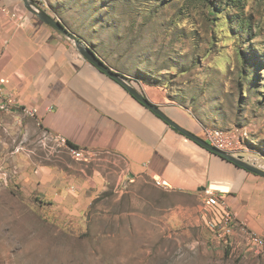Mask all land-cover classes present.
I'll return each instance as SVG.
<instances>
[{
	"label": "rangeland",
	"instance_id": "1",
	"mask_svg": "<svg viewBox=\"0 0 264 264\" xmlns=\"http://www.w3.org/2000/svg\"><path fill=\"white\" fill-rule=\"evenodd\" d=\"M43 1L145 95L236 134L241 156L264 168V0ZM27 117L0 112V264H264L234 237L212 242L202 201L151 187L160 201L110 192L82 221H52L26 192L25 164L77 161Z\"/></svg>",
	"mask_w": 264,
	"mask_h": 264
},
{
	"label": "crops",
	"instance_id": "2",
	"mask_svg": "<svg viewBox=\"0 0 264 264\" xmlns=\"http://www.w3.org/2000/svg\"><path fill=\"white\" fill-rule=\"evenodd\" d=\"M0 84V112L34 111L25 121L41 131L44 144L64 137L98 152L69 170L59 163L26 162V192L52 221H82L94 202L109 201L110 192L120 193L114 201H160L145 194L151 187L205 205L204 190L211 189L225 198L239 222L264 236V177L177 131L22 0H0ZM143 90L172 120L206 140L205 129L184 107L159 103L153 91ZM224 212L218 206L210 216L221 222ZM236 231L240 248L244 235L241 228Z\"/></svg>",
	"mask_w": 264,
	"mask_h": 264
},
{
	"label": "built area",
	"instance_id": "3",
	"mask_svg": "<svg viewBox=\"0 0 264 264\" xmlns=\"http://www.w3.org/2000/svg\"><path fill=\"white\" fill-rule=\"evenodd\" d=\"M37 4L41 9H43V0H31ZM3 96V89L0 84V97ZM3 109L9 110L10 105L8 103L3 104ZM24 113L28 117H34V111L28 109ZM206 140L218 150L231 154L235 157H240L242 154L240 152V142L236 134L216 128H207L205 130ZM58 142L65 146L70 153V155L77 161L89 162L92 159H95L98 155L96 150L82 149L79 147H72L69 145V142L64 137H59ZM204 198L206 212L204 214L207 227L211 231L212 242L219 244L221 241H225L226 245H232V238H235L236 229L241 228V233L244 235V245L247 250H257L264 252V236L258 234L254 230L247 228V225L238 221L236 215L228 207L225 198L215 193L211 189L204 190ZM218 206L223 207L224 215L221 222L216 221L210 215L213 213V209Z\"/></svg>",
	"mask_w": 264,
	"mask_h": 264
},
{
	"label": "water",
	"instance_id": "4",
	"mask_svg": "<svg viewBox=\"0 0 264 264\" xmlns=\"http://www.w3.org/2000/svg\"><path fill=\"white\" fill-rule=\"evenodd\" d=\"M24 2V5L28 11L38 16L43 22H45L47 25L53 27L55 30L69 38L70 40L74 41L75 45L77 46L80 53L88 60L90 63H92L94 66H96L100 71L110 76L112 79L120 83L122 86H124L139 102H141L143 105H145L148 109L153 111L156 115L161 117L164 121H166L169 125H171L173 128H175L177 131L181 132L185 136L189 137L190 139L196 141L201 146L208 148V150L220 155L221 157L235 163L239 167L244 168L245 170L252 172L254 174L260 175L264 177V168H260L256 166L255 164H252L244 159V157H235L231 154L222 152L212 146L207 140L199 137L198 135L194 134L193 132L183 128L178 123H176L174 120H172L168 114H166L159 105L155 104L151 100L147 98V96L142 93L140 90L136 88L135 85H133L130 82V78L126 75L115 71L113 68H111L102 58L99 57V55L92 50L85 41H83L76 33L71 31L68 27H66L60 20H56L54 17H52L50 14H48L45 10L41 9L39 6H37L36 3H34L31 0H22Z\"/></svg>",
	"mask_w": 264,
	"mask_h": 264
},
{
	"label": "trees",
	"instance_id": "5",
	"mask_svg": "<svg viewBox=\"0 0 264 264\" xmlns=\"http://www.w3.org/2000/svg\"><path fill=\"white\" fill-rule=\"evenodd\" d=\"M69 145L72 146V147H77V146H75V145H73V144H71V143H69Z\"/></svg>",
	"mask_w": 264,
	"mask_h": 264
}]
</instances>
